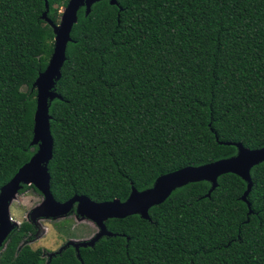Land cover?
Here are the masks:
<instances>
[{"label": "trees", "instance_id": "trees-1", "mask_svg": "<svg viewBox=\"0 0 264 264\" xmlns=\"http://www.w3.org/2000/svg\"><path fill=\"white\" fill-rule=\"evenodd\" d=\"M68 0H0V188L37 150L32 84L52 55ZM50 102V191L125 201L161 175L264 146V0H100L72 26ZM22 86L26 90H22ZM211 185L176 188L149 209L105 220L115 234L72 248L50 264H264V161ZM32 185H23L20 192ZM249 209L252 211L249 213ZM10 235L0 264H42Z\"/></svg>", "mask_w": 264, "mask_h": 264}, {"label": "water", "instance_id": "water-1", "mask_svg": "<svg viewBox=\"0 0 264 264\" xmlns=\"http://www.w3.org/2000/svg\"><path fill=\"white\" fill-rule=\"evenodd\" d=\"M98 1L100 0H68L63 8L60 22L57 24H54L47 17L48 3L45 1L46 11L43 13L42 18L48 21L53 28L54 43L47 66L38 73L32 84L33 89L36 90V105L33 137L30 144L35 145L37 150L17 170L14 177L0 188V247L7 241L15 226L11 216V204L16 193L21 190L23 185L34 186L43 197L42 202L34 207L29 214L31 222L36 223L40 218L66 216L75 208L77 214L89 219L98 227L97 232L90 239L67 244V247L74 248L78 258H80L79 249L81 247H93L100 238L115 235L107 229L105 220L137 214L141 218L150 221L149 209L162 203L173 190L184 185L207 181L211 187L205 196L209 197L217 186L220 176L227 173L238 174L247 183L241 199L250 208L247 196L252 188L251 170L264 161V146L250 149L237 142L226 143L236 146L237 152L234 156L195 167L185 166L161 175L150 188L143 191H138L135 187H132L131 193L125 201L114 199L96 202L85 195H74L68 201L60 202L53 197L50 191L51 176L47 167L53 150L49 106L52 100L61 98L55 91L54 86L61 76L60 69L66 59L67 45L72 40L70 33L72 26L77 21L78 10L84 7L85 15H87L91 10V6ZM109 3L115 5L117 0H109ZM251 212L249 209V213Z\"/></svg>", "mask_w": 264, "mask_h": 264}, {"label": "rangeland", "instance_id": "rangeland-1", "mask_svg": "<svg viewBox=\"0 0 264 264\" xmlns=\"http://www.w3.org/2000/svg\"><path fill=\"white\" fill-rule=\"evenodd\" d=\"M63 8L58 11V23L60 22ZM21 88L23 91L26 90L25 86ZM32 137L33 133L24 132L19 136V140L24 144L31 143ZM42 200L43 197L40 192L31 187H28L24 192H17L11 204V216L15 224L13 230L18 229L24 222L33 226V231L26 234L20 241L18 250L23 245H28L33 250H40V256L43 259L42 264H50L54 256L59 255L68 248H72L67 247L69 242L76 243L90 239L97 232L98 227L89 219L77 214L75 208L66 216L40 218L36 223H33L30 220L29 214ZM9 238L0 247V261ZM72 249L74 250V248ZM74 252L77 254L75 250Z\"/></svg>", "mask_w": 264, "mask_h": 264}]
</instances>
